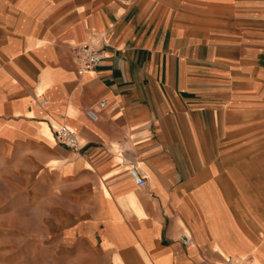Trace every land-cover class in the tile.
<instances>
[{
	"label": "crops",
	"instance_id": "crops-1",
	"mask_svg": "<svg viewBox=\"0 0 264 264\" xmlns=\"http://www.w3.org/2000/svg\"><path fill=\"white\" fill-rule=\"evenodd\" d=\"M261 148L264 0H0L1 228L71 264H264Z\"/></svg>",
	"mask_w": 264,
	"mask_h": 264
},
{
	"label": "rangeland",
	"instance_id": "rangeland-1",
	"mask_svg": "<svg viewBox=\"0 0 264 264\" xmlns=\"http://www.w3.org/2000/svg\"><path fill=\"white\" fill-rule=\"evenodd\" d=\"M260 151L259 159L248 166L251 171L254 168L260 167V174L264 182V148ZM257 150H246V159L256 157ZM250 152V153H249ZM255 152V154H254ZM254 165L256 167H254ZM253 181H246L247 188H254ZM45 226H41L44 228ZM36 226H24L11 230L14 228H1L0 227V264H71L67 262L66 251L61 250L58 254L51 251V241H36L32 240L33 230L38 229ZM26 234H31L27 236Z\"/></svg>",
	"mask_w": 264,
	"mask_h": 264
},
{
	"label": "built area",
	"instance_id": "built-area-1",
	"mask_svg": "<svg viewBox=\"0 0 264 264\" xmlns=\"http://www.w3.org/2000/svg\"><path fill=\"white\" fill-rule=\"evenodd\" d=\"M75 54L77 71H79L80 75H84L87 72L93 71L100 67L105 58L104 54L100 50L90 45L79 47L76 50ZM99 104L101 108H105L108 105L106 99L102 100ZM87 115L92 121L97 122V120L99 119V114L95 109L88 110ZM54 134L59 143L64 145L68 149H80V138L78 134L74 130L69 129L67 125H60L55 130ZM130 176L138 187L144 186L147 183L146 179L143 178L134 168L130 169ZM180 240L185 246H193V244L195 243L193 236H190L186 232L181 234Z\"/></svg>",
	"mask_w": 264,
	"mask_h": 264
},
{
	"label": "bare ground",
	"instance_id": "bare-ground-1",
	"mask_svg": "<svg viewBox=\"0 0 264 264\" xmlns=\"http://www.w3.org/2000/svg\"><path fill=\"white\" fill-rule=\"evenodd\" d=\"M219 229V228H218ZM240 232V231H239ZM249 242V241H248ZM238 256V255H237Z\"/></svg>",
	"mask_w": 264,
	"mask_h": 264
}]
</instances>
